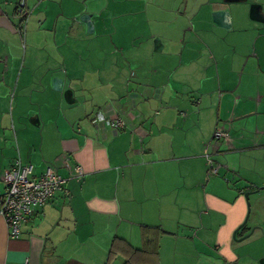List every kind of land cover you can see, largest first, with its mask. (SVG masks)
I'll return each mask as SVG.
<instances>
[{"label":"crops","instance_id":"1","mask_svg":"<svg viewBox=\"0 0 264 264\" xmlns=\"http://www.w3.org/2000/svg\"><path fill=\"white\" fill-rule=\"evenodd\" d=\"M16 160L67 194L0 264H264V0H0V194Z\"/></svg>","mask_w":264,"mask_h":264},{"label":"built area","instance_id":"2","mask_svg":"<svg viewBox=\"0 0 264 264\" xmlns=\"http://www.w3.org/2000/svg\"><path fill=\"white\" fill-rule=\"evenodd\" d=\"M26 14V11L21 12L22 17ZM96 120L108 127L118 129L125 127V122L120 118L110 119L102 114H96ZM213 138L228 140L230 134L216 125ZM207 161L208 175L216 174L217 168L212 160L208 157ZM82 174L83 170L80 166L73 168V175L81 176ZM2 180L4 190L0 194V215L7 225L11 238L19 237L22 224L27 221L36 207L46 204L58 192L67 194L65 187L67 179L52 166L46 167L42 173L34 176L32 165L16 160L4 171Z\"/></svg>","mask_w":264,"mask_h":264},{"label":"trees","instance_id":"3","mask_svg":"<svg viewBox=\"0 0 264 264\" xmlns=\"http://www.w3.org/2000/svg\"><path fill=\"white\" fill-rule=\"evenodd\" d=\"M142 251H137V250H133L132 248H130L124 241H114L111 248H110V252H109V258H108V263L112 260V257H114V255L116 254H120L124 257H126V263L125 264H138L135 263L133 261V258L137 253L139 254H143Z\"/></svg>","mask_w":264,"mask_h":264},{"label":"water","instance_id":"4","mask_svg":"<svg viewBox=\"0 0 264 264\" xmlns=\"http://www.w3.org/2000/svg\"><path fill=\"white\" fill-rule=\"evenodd\" d=\"M257 191H258V190L254 191V192L257 193ZM245 196L247 197L248 194H245ZM262 204H264V198H260L259 201H258V206H259V207H260ZM249 210H250V208H249ZM258 214H259V213H258ZM259 215H260V214H259ZM245 222H246V221H245ZM245 222H243V224H244ZM243 224H242V225H243ZM242 225H241V226H242ZM241 226H240V227H241ZM255 228L261 230V232H264V227L258 225V226H254V227H252V228H251V231H250L249 233L251 234V232H252ZM248 235H249V234L245 235L244 237H247ZM244 237H243V238H244Z\"/></svg>","mask_w":264,"mask_h":264}]
</instances>
